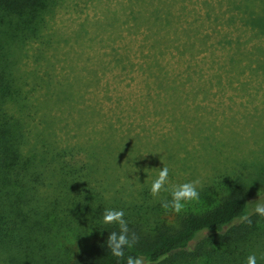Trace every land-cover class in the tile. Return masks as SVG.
<instances>
[{"label": "trees", "instance_id": "obj_1", "mask_svg": "<svg viewBox=\"0 0 264 264\" xmlns=\"http://www.w3.org/2000/svg\"><path fill=\"white\" fill-rule=\"evenodd\" d=\"M32 1L0 0L13 5L7 8L28 9L21 29L34 38L43 6ZM134 5L138 10L128 18L134 30H143L136 64L128 50L108 47L95 66L119 73L136 66L144 88L156 91V101L143 96L153 108L173 110L185 94L224 88L244 71L264 73V0H134ZM206 65L210 72L202 82ZM48 78L0 70V264H126L129 255L152 264H246L253 253L264 264V217L252 214L250 224L236 220L249 202H264V189L261 198L248 201L254 195L243 189L250 184L243 180L209 209L161 220L162 210L150 208L145 189L137 192L138 200L123 188L112 190L126 175L121 155L130 153L137 164L132 141L138 136L101 119L105 94L83 103L86 89L100 85L96 71L95 79ZM110 103L115 114L117 98L111 96ZM129 109L127 118L136 113L134 105ZM108 209L123 210L129 232L139 237L119 261L107 248L109 234L119 231L103 224ZM68 237L92 244L70 256L62 244ZM163 255L167 258L159 261Z\"/></svg>", "mask_w": 264, "mask_h": 264}, {"label": "rangeland", "instance_id": "obj_2", "mask_svg": "<svg viewBox=\"0 0 264 264\" xmlns=\"http://www.w3.org/2000/svg\"><path fill=\"white\" fill-rule=\"evenodd\" d=\"M32 3L43 6L42 26L34 38L21 29L20 22L29 17L28 9L19 10L17 5L7 8L6 5H13L0 2V70L4 68L15 75L21 72L45 81L48 77L58 81L63 76L95 79L96 71L100 85L96 90L95 85L86 89L83 103L93 104L95 93L98 97L105 94L101 119L111 120L131 138L138 136L132 141L137 148V164L130 160V153L121 155V166L125 165L121 171L126 175L120 176L117 183L112 181L113 191L123 188L125 195L133 194L138 200L137 192L145 189L149 196L147 204L150 208L158 205L162 210L158 216L166 222L173 221L178 214L162 208L161 199L150 194L151 184L164 166L169 168V191L161 194L165 199H171L173 186L200 180L199 202L189 204L183 214L209 209L243 180L250 182L243 189L254 195L248 201L264 195L260 193L264 189V73L251 76L244 71L231 78L224 88H202L200 92L185 94L179 108H153L143 96L156 101V91L144 88L136 66L120 73L114 68L101 70L95 66L101 53H108V47L128 50L132 63L139 59L143 30L141 26L134 30L128 18L130 11L138 10L134 0ZM141 51L144 55V49ZM105 59L111 62L109 57ZM165 59L172 61L168 55ZM209 72L208 66H203L202 82ZM111 96L117 98L115 114L108 106ZM133 105L136 113L127 118ZM94 125L91 123L90 127ZM131 138L122 140L129 144ZM125 159L128 163H123ZM90 241L77 242L68 237L62 244L74 256L87 249Z\"/></svg>", "mask_w": 264, "mask_h": 264}, {"label": "clouds", "instance_id": "obj_3", "mask_svg": "<svg viewBox=\"0 0 264 264\" xmlns=\"http://www.w3.org/2000/svg\"><path fill=\"white\" fill-rule=\"evenodd\" d=\"M169 183V168L162 167L157 178L152 182L150 194L153 198L161 199V207L165 210L171 209L175 214H180L185 211L186 207L194 202H199L200 194L197 190L200 185V180L175 185L170 190L171 199H165L161 196L162 192L169 191L166 185ZM250 208L242 215L236 218L238 222L251 223L250 216L252 214L264 217V202H249ZM125 213L123 210L108 209L103 213V224L116 225L119 231H113L107 238V248L110 250L112 257L117 261L125 258L126 249H132L139 240L136 233L129 232L127 221L124 219ZM167 256L159 257V261H163ZM126 264H152L151 261L146 260L144 256L133 257L129 255L126 259ZM246 264H257L256 255L250 254L246 259Z\"/></svg>", "mask_w": 264, "mask_h": 264}]
</instances>
